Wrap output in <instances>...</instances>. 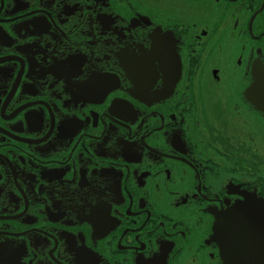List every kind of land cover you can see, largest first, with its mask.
Masks as SVG:
<instances>
[{"label": "flooded vegetation", "instance_id": "obj_1", "mask_svg": "<svg viewBox=\"0 0 264 264\" xmlns=\"http://www.w3.org/2000/svg\"><path fill=\"white\" fill-rule=\"evenodd\" d=\"M250 199L264 0H0V264H226Z\"/></svg>", "mask_w": 264, "mask_h": 264}, {"label": "water", "instance_id": "obj_2", "mask_svg": "<svg viewBox=\"0 0 264 264\" xmlns=\"http://www.w3.org/2000/svg\"><path fill=\"white\" fill-rule=\"evenodd\" d=\"M232 211L220 233L225 263L264 264V202L250 199ZM232 217L243 221L231 224Z\"/></svg>", "mask_w": 264, "mask_h": 264}]
</instances>
